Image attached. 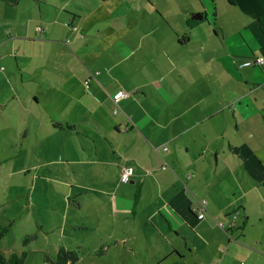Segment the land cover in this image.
Returning <instances> with one entry per match:
<instances>
[{
    "label": "crops",
    "instance_id": "crops-1",
    "mask_svg": "<svg viewBox=\"0 0 264 264\" xmlns=\"http://www.w3.org/2000/svg\"><path fill=\"white\" fill-rule=\"evenodd\" d=\"M80 1L0 20L2 129L34 135L68 188V237L144 264H264V0Z\"/></svg>",
    "mask_w": 264,
    "mask_h": 264
},
{
    "label": "rangeland",
    "instance_id": "rangeland-1",
    "mask_svg": "<svg viewBox=\"0 0 264 264\" xmlns=\"http://www.w3.org/2000/svg\"><path fill=\"white\" fill-rule=\"evenodd\" d=\"M48 1L64 8L68 7L72 1L78 3L76 5L82 6L80 0ZM110 2L111 0H108V3ZM4 4V1H1L0 20L13 19L17 21L19 18L36 15L37 5L32 0H19L16 7ZM45 8V11L50 14L49 19L54 21L53 7ZM106 9L107 7L102 6L99 11L105 12ZM59 27L61 28V24L58 25L56 22L50 24L51 30L58 31ZM4 30L1 23L0 41L6 38ZM15 44L20 47L18 53L22 56L21 53L25 47L21 48L22 44L17 41ZM12 50L13 48L10 49V52L6 50L9 53L6 58H1L0 64L7 65V63L14 62ZM41 55L28 56L25 54L24 57L22 56L21 62L43 63L45 56ZM13 123L10 120L9 130L2 129L5 125L0 116V226H9L8 232L0 239V251H24L23 264H43V256L45 254L54 255L60 246L66 249L78 248L79 259L74 264H144L140 261H129L120 256L112 247L108 254L101 256L98 246L95 253L88 246L82 247V244H74L80 243V238L75 242L76 240L68 237L66 232L68 228L64 225L67 208L70 204L72 206L74 198H66L65 194L68 188L64 183H61L60 177H52L48 174L49 168L39 165L40 161L36 151L39 150V155L44 156V150L28 144L29 141L33 142L36 137L30 134L26 139H22V134H12ZM22 141L24 143L21 146L20 142ZM74 233V235H82L85 232ZM27 235H32L33 238L23 243V238ZM170 263L167 259L160 264Z\"/></svg>",
    "mask_w": 264,
    "mask_h": 264
},
{
    "label": "trees",
    "instance_id": "trees-1",
    "mask_svg": "<svg viewBox=\"0 0 264 264\" xmlns=\"http://www.w3.org/2000/svg\"><path fill=\"white\" fill-rule=\"evenodd\" d=\"M9 5H15L19 0H1ZM39 2L40 0H33ZM9 226H0V239L8 232ZM32 235L23 238V243L32 239ZM79 259L78 248L66 249L58 247L54 255L45 254L43 256V264H74ZM25 260L24 251L11 250L8 252L0 251V264H23Z\"/></svg>",
    "mask_w": 264,
    "mask_h": 264
},
{
    "label": "built area",
    "instance_id": "built-area-1",
    "mask_svg": "<svg viewBox=\"0 0 264 264\" xmlns=\"http://www.w3.org/2000/svg\"><path fill=\"white\" fill-rule=\"evenodd\" d=\"M255 61L257 64H262L264 62L261 57L256 58ZM121 96H123V93L118 91L112 96V98H113V100H117ZM113 112L116 113V109H114ZM164 168H165V166H161V169H164ZM128 176H129V170L125 167L121 168L120 179L126 180ZM197 209L199 210V212L196 215V217L201 218L203 216V211H204V201H200L198 203Z\"/></svg>",
    "mask_w": 264,
    "mask_h": 264
},
{
    "label": "water",
    "instance_id": "water-1",
    "mask_svg": "<svg viewBox=\"0 0 264 264\" xmlns=\"http://www.w3.org/2000/svg\"><path fill=\"white\" fill-rule=\"evenodd\" d=\"M194 18H198L199 19L200 17H194Z\"/></svg>",
    "mask_w": 264,
    "mask_h": 264
}]
</instances>
